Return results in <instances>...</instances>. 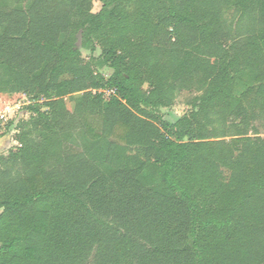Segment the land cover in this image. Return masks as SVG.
I'll return each instance as SVG.
<instances>
[{
    "label": "trees",
    "instance_id": "16d2710c",
    "mask_svg": "<svg viewBox=\"0 0 264 264\" xmlns=\"http://www.w3.org/2000/svg\"><path fill=\"white\" fill-rule=\"evenodd\" d=\"M93 1L0 0V264H264V0Z\"/></svg>",
    "mask_w": 264,
    "mask_h": 264
},
{
    "label": "rangeland",
    "instance_id": "374dc122",
    "mask_svg": "<svg viewBox=\"0 0 264 264\" xmlns=\"http://www.w3.org/2000/svg\"><path fill=\"white\" fill-rule=\"evenodd\" d=\"M101 4L98 1H93L92 3V13H98ZM101 50L97 49L95 56H99ZM82 60L84 63L90 62V55L86 51H82ZM110 71H106L109 74ZM243 89L240 87L237 89V94L239 95ZM192 95H200L197 91L195 94H190L187 91L182 92L178 95L175 104L170 108L161 109V115L163 119L168 123H175L183 115L189 113L190 107L186 105V102L192 97ZM68 96L64 97L63 101L66 103L70 111L73 110L74 106L69 100ZM31 102L28 98L22 94H8L0 93V112H7V119H11L12 122H8V125L4 129H0V156H6L9 151L19 148L20 144H17L15 139V133L18 134V126L21 122H25L31 115V112L27 110L28 105ZM11 123V124H10ZM255 128L259 130L258 137L264 140V131L261 126V122L257 121L254 123ZM251 135V132H250Z\"/></svg>",
    "mask_w": 264,
    "mask_h": 264
},
{
    "label": "built area",
    "instance_id": "2783aa9c",
    "mask_svg": "<svg viewBox=\"0 0 264 264\" xmlns=\"http://www.w3.org/2000/svg\"><path fill=\"white\" fill-rule=\"evenodd\" d=\"M93 93H95V91H93ZM98 93H101L103 96V99L107 100L109 99L110 97H113L116 95V91L114 89H111V90H104V91H99ZM6 113L7 112H0V129H4L7 125H8V122H12L11 119H7L6 117ZM16 135V133L14 134ZM18 144V142H17ZM19 145V144H18ZM20 146V145H19Z\"/></svg>",
    "mask_w": 264,
    "mask_h": 264
}]
</instances>
